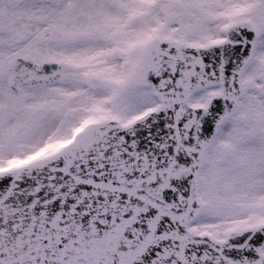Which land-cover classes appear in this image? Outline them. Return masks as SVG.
Returning <instances> with one entry per match:
<instances>
[{"label":"snow or ice","instance_id":"obj_1","mask_svg":"<svg viewBox=\"0 0 264 264\" xmlns=\"http://www.w3.org/2000/svg\"><path fill=\"white\" fill-rule=\"evenodd\" d=\"M0 264H264V0H0Z\"/></svg>","mask_w":264,"mask_h":264}]
</instances>
